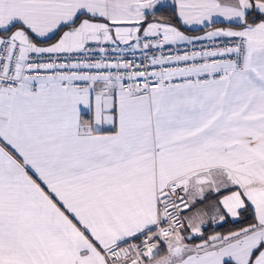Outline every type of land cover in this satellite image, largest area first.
<instances>
[{
  "label": "snow or ice",
  "instance_id": "1",
  "mask_svg": "<svg viewBox=\"0 0 264 264\" xmlns=\"http://www.w3.org/2000/svg\"><path fill=\"white\" fill-rule=\"evenodd\" d=\"M0 264H264V0H0Z\"/></svg>",
  "mask_w": 264,
  "mask_h": 264
},
{
  "label": "built area",
  "instance_id": "2",
  "mask_svg": "<svg viewBox=\"0 0 264 264\" xmlns=\"http://www.w3.org/2000/svg\"><path fill=\"white\" fill-rule=\"evenodd\" d=\"M195 35H200V34H195ZM204 43H207V42H199L198 44H197V47H200L202 44H204ZM217 43H219V42H217ZM211 46V45H210Z\"/></svg>",
  "mask_w": 264,
  "mask_h": 264
},
{
  "label": "crops",
  "instance_id": "3",
  "mask_svg": "<svg viewBox=\"0 0 264 264\" xmlns=\"http://www.w3.org/2000/svg\"><path fill=\"white\" fill-rule=\"evenodd\" d=\"M222 26V25H221ZM193 34H202V33H193Z\"/></svg>",
  "mask_w": 264,
  "mask_h": 264
},
{
  "label": "trees",
  "instance_id": "4",
  "mask_svg": "<svg viewBox=\"0 0 264 264\" xmlns=\"http://www.w3.org/2000/svg\"><path fill=\"white\" fill-rule=\"evenodd\" d=\"M220 230H222V231H223V230H226V229H220Z\"/></svg>",
  "mask_w": 264,
  "mask_h": 264
}]
</instances>
